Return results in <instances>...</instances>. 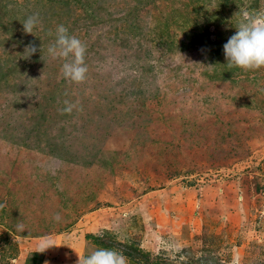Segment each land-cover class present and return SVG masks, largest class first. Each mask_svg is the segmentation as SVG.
I'll return each mask as SVG.
<instances>
[{
    "label": "rangeland",
    "instance_id": "rangeland-1",
    "mask_svg": "<svg viewBox=\"0 0 264 264\" xmlns=\"http://www.w3.org/2000/svg\"><path fill=\"white\" fill-rule=\"evenodd\" d=\"M261 9L0 0V264H264V68L223 50ZM58 25L86 48L80 83L48 53Z\"/></svg>",
    "mask_w": 264,
    "mask_h": 264
},
{
    "label": "clouds",
    "instance_id": "clouds-1",
    "mask_svg": "<svg viewBox=\"0 0 264 264\" xmlns=\"http://www.w3.org/2000/svg\"><path fill=\"white\" fill-rule=\"evenodd\" d=\"M26 34H32L39 24L38 14L28 16L22 23ZM52 33L50 32L49 35ZM228 68H239L242 71H256L264 68V9L254 14L244 12L242 19L236 25V32L223 46ZM36 51L30 44L26 52ZM86 48L74 35H69L68 28L58 25L55 40L48 47V53L53 59H62L61 73L66 80L80 83L85 79L88 71L85 64ZM65 111L70 112L69 102ZM58 218V214L54 217ZM52 245H40V253L45 252ZM47 264V262H46ZM78 264H127V257L118 249L98 248L89 255L78 259Z\"/></svg>",
    "mask_w": 264,
    "mask_h": 264
}]
</instances>
